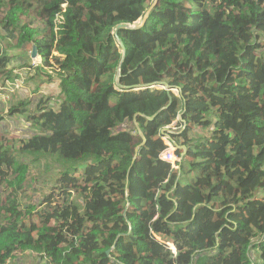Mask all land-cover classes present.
<instances>
[{
  "label": "trees",
  "instance_id": "obj_1",
  "mask_svg": "<svg viewBox=\"0 0 264 264\" xmlns=\"http://www.w3.org/2000/svg\"><path fill=\"white\" fill-rule=\"evenodd\" d=\"M150 2L0 0V82L28 43L41 65L21 68L58 95L10 103L32 137L0 112V142L25 140L0 145V264H264V0H157L119 31V83L170 91L127 92L112 33ZM177 121L175 172L160 133ZM22 161L52 167L41 194Z\"/></svg>",
  "mask_w": 264,
  "mask_h": 264
},
{
  "label": "rangeland",
  "instance_id": "obj_2",
  "mask_svg": "<svg viewBox=\"0 0 264 264\" xmlns=\"http://www.w3.org/2000/svg\"><path fill=\"white\" fill-rule=\"evenodd\" d=\"M31 49H32L31 44L27 43L23 46L22 49L17 50L15 53L10 52V55H12V58H13L12 67L16 68L14 72L16 75H18L17 74L18 72L23 74L25 85L22 89L16 92L18 94L15 93L16 95L13 94V95H10L9 97L5 96L4 98H0V112H2L5 115V119L7 121L4 124L5 128L3 129V131H5L8 135H11L17 138L24 137V136L32 137L33 134L32 135L29 134L30 131L28 130L27 127H25V123L22 121L23 120L22 118L15 119V120H7L6 115L8 113L10 103L12 101L15 103L19 102L20 99H22V97H20L19 95H22V94L24 95V97H29V98H34L35 96L49 95L57 99V96H58V95L52 96V93L55 92V90H53L55 86H53L47 79H43L41 82L40 79L36 78V73H34L33 69L28 68V67L21 68L23 64H27V63H31L32 65H34L33 63L35 59H31V53H32ZM38 61H40V58ZM36 64L39 65V63H36ZM38 87H40L41 90L40 92L35 94L34 91L38 89ZM180 107H182V105ZM23 130L25 131V133H21V131ZM24 142L25 140L23 139L22 140L18 139L16 142L13 141L10 143L1 141L0 145L9 146L11 148V147H16V145L20 143L24 144ZM175 148L177 150V147ZM20 167H22L23 170L28 171L27 173H29V178L31 180L32 187L35 188L34 189L35 191L32 189L33 190V192H31L32 195L41 194L43 190H45V188H43L42 186H40L39 188V186L36 184L37 181L34 180V178L37 177L38 173L39 174L42 173L44 176H47V172L51 175L54 174L52 172L53 171L52 167H47L46 162L37 164L36 166L34 165L30 166L28 162L22 161L20 162ZM174 171L177 172L179 171V169H176ZM51 191L55 192V190H51ZM8 264H47V261L39 259L38 257L34 256L31 252H26L22 255H19L17 258L10 260Z\"/></svg>",
  "mask_w": 264,
  "mask_h": 264
},
{
  "label": "water",
  "instance_id": "obj_3",
  "mask_svg": "<svg viewBox=\"0 0 264 264\" xmlns=\"http://www.w3.org/2000/svg\"><path fill=\"white\" fill-rule=\"evenodd\" d=\"M156 2H157V0H151V2L149 4V6L147 7V10H146V12L144 14V19L143 20H138L135 23L120 24L113 30L112 35L115 38L117 44L119 45V49H120V55H119V58H118V67L116 69L115 76H114V82H115L116 88H118V89H124L127 92H136V91H139V90H147V89H150V88H152V89L164 88V89H167V90L170 91L169 84H167L165 82L154 83L152 85H140L138 87H122L120 85V83H119L121 66H122V64H123V62L125 60L126 51H127L124 42L119 37V31L120 30H138V29H141L146 24L147 19H148V15H149L151 9L156 4ZM38 57L41 60V57L38 55V49L34 45L32 53H31V59H35L36 60V58H38ZM181 105H182V103H181ZM182 108H183V105L181 107V110H182ZM182 114H183V112H181V114L179 115V119H178L179 121L182 120ZM177 123H178V121L176 123H174V126L177 125ZM167 244L176 252V249H175L173 243H167ZM171 244H172V246H171ZM115 247L116 246L114 245V247L112 249H110L107 254L110 255V253L115 250Z\"/></svg>",
  "mask_w": 264,
  "mask_h": 264
},
{
  "label": "built area",
  "instance_id": "obj_4",
  "mask_svg": "<svg viewBox=\"0 0 264 264\" xmlns=\"http://www.w3.org/2000/svg\"><path fill=\"white\" fill-rule=\"evenodd\" d=\"M41 65V60L40 61H35L34 60V66H39ZM18 77L15 78L14 80H6L3 83L0 82V98H4L5 96H10L18 92L20 89H22L25 85L24 79H23V74L22 73H17ZM5 101V100H4ZM178 125V124H177ZM177 125H172L170 127L164 128L161 133L160 137L161 139L167 143L168 149L164 151V153L161 155V159L167 163H170L173 167V170L178 169L177 164L180 162V158L176 155V148L173 145V142L171 139H169L168 134L172 133L174 130L172 128H177L176 131L179 130ZM76 242H78L77 239H75Z\"/></svg>",
  "mask_w": 264,
  "mask_h": 264
},
{
  "label": "crops",
  "instance_id": "obj_5",
  "mask_svg": "<svg viewBox=\"0 0 264 264\" xmlns=\"http://www.w3.org/2000/svg\"><path fill=\"white\" fill-rule=\"evenodd\" d=\"M174 131L172 132V133H170V134H168V136H169V139H171V136H173V135H175V133H177L176 132V130H177V128L175 127V128H172Z\"/></svg>",
  "mask_w": 264,
  "mask_h": 264
},
{
  "label": "clouds",
  "instance_id": "obj_6",
  "mask_svg": "<svg viewBox=\"0 0 264 264\" xmlns=\"http://www.w3.org/2000/svg\"><path fill=\"white\" fill-rule=\"evenodd\" d=\"M182 102V101H181Z\"/></svg>",
  "mask_w": 264,
  "mask_h": 264
}]
</instances>
